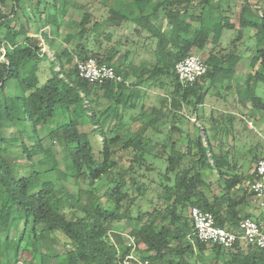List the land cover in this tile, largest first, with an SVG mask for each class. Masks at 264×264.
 Returning a JSON list of instances; mask_svg holds the SVG:
<instances>
[{
  "label": "trees",
  "instance_id": "trees-1",
  "mask_svg": "<svg viewBox=\"0 0 264 264\" xmlns=\"http://www.w3.org/2000/svg\"><path fill=\"white\" fill-rule=\"evenodd\" d=\"M135 2L140 13L144 14L152 0ZM212 2L200 0L202 10ZM0 3L3 4L4 0ZM16 5L19 4L16 2ZM159 7L157 4L154 10ZM253 8L251 4H245L240 25L255 29L261 45L264 44V8L256 10L254 18L251 17ZM14 14L15 9L8 15H2L0 11V27L6 30L0 39V55L2 50L6 51L5 60L0 62V91H4L10 81L18 79L17 95L5 97L3 104L0 102L1 141L5 140L2 134L7 128H17V136L12 140L28 134L27 141L23 140L20 148L28 159H33L44 155L45 151L37 136V120L48 124L58 110L63 116L67 115L68 120L49 132V138L60 144L65 163V171H58V178L54 180L49 175L55 171L49 158L44 176L33 167L29 168L30 171L23 170L21 175L4 157L6 152L0 147V264H22V260L26 264H118L130 253L128 236L133 237L140 248L136 255L152 264H264V250H225L199 241L193 235L190 215L191 209L199 208L213 213L217 226L238 231L241 221L253 218L242 217L243 210L238 209L246 205L251 194L244 190V195H237L242 191L238 187L251 180L253 173L250 178L240 175L224 153H214L203 125L198 127L195 138L187 141L186 151L182 150L183 144L177 146L170 137L160 145L148 143L144 132L149 122L141 132L132 135H121L122 130L116 125L112 129L116 132L115 137L107 138L106 119L119 124L124 121L127 111H143L139 101L142 93L136 87H128L125 75L122 83L111 81L98 85L80 78L76 64L66 70L75 59L95 58L115 67L123 75L113 64L114 55L90 53L80 43V39L87 35L88 16L85 14L75 25L76 31L66 37L68 42H77L75 53L64 51L53 55L52 77L40 85L39 76L31 67L33 62L40 60L42 52L37 45L38 38L32 36L25 26L16 30L7 24ZM206 18L202 12L200 27L193 32L187 20L182 18L169 39L176 52L161 58L149 71L147 81L165 87L160 80L168 78L172 86L169 107H166L168 113L165 112L164 116L173 115L176 119L182 109L192 110L197 115L195 112L204 105L216 78L222 82L233 72L226 69V64L235 53L236 44L228 54H222L226 49L210 53L205 60L208 73L202 83L185 87L179 81L176 65L188 56L196 55V51L204 50L210 44L216 45L220 39L224 26L220 21L208 25ZM122 19L127 20V17ZM181 36L182 40L179 39ZM240 38L241 33L235 41L240 42ZM145 70L146 67L141 66L142 76ZM207 80L209 86L205 84ZM251 80L264 84V47L259 48L252 58L251 73L243 84L247 88L244 98L255 110L264 112V98L257 96L255 89H250ZM162 102L165 105L168 100ZM157 113L158 109L153 108L148 115L152 117ZM173 123L172 130H180L176 121ZM29 124L33 126L31 129ZM81 125H91V132L80 130ZM29 141L33 143L29 145ZM120 142L123 143L122 149L131 150L133 156L128 168L114 172L118 166L115 145ZM156 146L161 148L160 153H155ZM259 157L256 155L252 162L257 163ZM161 158L164 166L159 173L155 161ZM212 173H216L223 184L222 191L210 197L206 190L211 187V182L206 178ZM128 175L136 187L129 185ZM69 177L74 179L78 188L75 193L63 184V180H69ZM102 179L113 185L107 198L116 207L113 212L104 208L102 198L94 191V183ZM146 182L156 188L152 199L155 205L152 211L139 212L134 218L130 215L131 208L146 195ZM121 211L125 217L119 214ZM125 219L127 224L136 221L138 225L126 233V238L116 230V225ZM53 244L60 245L61 250ZM26 253L30 260L26 259Z\"/></svg>",
  "mask_w": 264,
  "mask_h": 264
},
{
  "label": "rangeland",
  "instance_id": "rangeland-1",
  "mask_svg": "<svg viewBox=\"0 0 264 264\" xmlns=\"http://www.w3.org/2000/svg\"><path fill=\"white\" fill-rule=\"evenodd\" d=\"M33 0H16V2L20 5L21 12L24 13L20 17H16L18 15H14L13 23L15 29H20L23 25H26L28 29H30L31 35L39 36V32L42 28L50 27L51 24L48 22V18L50 14H55L54 10L48 9L44 14V17H39L38 9L35 6H32ZM41 1V3H45L47 5L50 3V0H34ZM8 2L14 6L13 0H8ZM218 5L224 10H236L237 15H239L243 3H249L254 8L253 11H256L257 7L263 9L264 8V0H219ZM29 7V8H28ZM219 8V7H218ZM222 9H217V6L210 7L209 10L213 11V13H217V20H219L220 16H227L229 20L235 22V25L238 27L239 18L235 17V12L231 15L229 13H225ZM13 8L8 9L7 15L12 12ZM40 11L44 12V8H40ZM222 11V12H221ZM220 12V13H219ZM58 14V13H57ZM79 17H78V16ZM252 15V13H251ZM82 12L80 10L76 11V15L72 17V19L78 18L81 19ZM251 17H255L252 15ZM18 19V20H17ZM22 19V20H21ZM41 19V20H40ZM26 20L27 22H25ZM22 21V22H21ZM220 21V20H219ZM22 23V24H21ZM11 24V25H12ZM64 26V25H63ZM68 28V27H65ZM72 28V29H71ZM72 31H76V26L69 27ZM5 28L0 27V39L2 40L4 36ZM42 33V32H41ZM46 37L49 35V30H45L43 32ZM255 31L254 29L244 30L243 32V42H236L235 39L239 35L237 30H228L226 34L223 35L221 41L222 46L226 48V51L223 55L228 54L233 48L234 45H238V56L232 62H227L226 67H234L241 74L242 78L237 81L230 82L228 79L226 81L217 82L216 85L212 86L205 99V103L203 106H200L198 110L195 112L197 115L189 109H182L178 111V117L175 119L173 115H166L164 113H168L164 109L169 107L170 96L172 92V86L170 84L169 79H161L160 81L164 83L165 87L157 86V84H153L151 81L139 82L136 80H130L133 82L134 86H137V90H141V98L140 104L143 105L144 110H137V112L131 111L127 113L124 117V121L121 123H117L116 125L121 128V135H132L137 132H141L145 126L149 125L144 132L145 139L151 145L155 143L163 144L166 139L169 137L176 141L177 146H181L183 144V151H186V147L188 146L186 143L189 139L193 140L198 133V127L203 125L206 127L208 131V136L210 138L211 145L213 147L214 153L220 154L221 152L226 155L229 162L234 164L237 167V172L240 175H243L246 178H250L253 173V170L256 166V163L252 162L253 158L256 155L261 154L262 152V137H264V112L255 110L246 98H244V92L247 88L243 86L245 81L248 79V75L251 73V60L257 54L256 52V40L254 38ZM250 35V36H249ZM22 38V37H21ZM48 40V39H47ZM44 37V41L48 42ZM38 41V40H37ZM235 41V42H234ZM42 42L41 40L39 41ZM236 51V50H235ZM43 52H40V55ZM48 53V52H47ZM203 60H207L209 52L206 53H196ZM153 57H151L152 60ZM233 59V58H232ZM230 59V60H232ZM76 59L74 60L72 65H68L66 70L69 71L76 64ZM154 61V58L153 60ZM35 63L33 66L32 64ZM31 67L38 71L41 82L40 85L44 84L46 78L51 76L52 72V62L50 58L47 56L45 61L43 62H33ZM18 84V79H13L9 83H7L5 90L3 92L0 91V102L3 104L4 98L6 97H15L17 95L16 86ZM250 89H255V94L264 98V84L257 83L255 80H251L249 83ZM164 99L168 100V103L164 105L162 102ZM244 101V102H243ZM153 108L158 109V113L152 117L148 114L152 111ZM135 116V118L133 117ZM63 117V118H62ZM151 119H153L151 121ZM68 120L67 115L62 116V113L59 111L58 117L48 122V124H43L40 120L36 122L37 128V136L42 141V147L45 150L44 155L35 156L33 159H28L25 154H23L20 146L21 142L27 141L28 137L25 135L20 137L19 140H12L15 136H17V128H7L4 129L2 137L5 138L4 141L0 139V147L4 149L6 153H4V157L9 159L16 167V172L18 174H23L25 169L33 167L44 176L48 169V163H46L47 159L51 160L55 171L51 172L49 175L54 180L58 178V171H65V163L62 153V148L59 143L56 141H52L49 138V132L53 129L59 127L60 124H65V121ZM151 121V124H150ZM174 121H176V126L180 130H172L174 126ZM116 123V122H115ZM30 125V129L33 127ZM110 124L105 129V134L107 138L115 137L116 132L112 131L114 127ZM115 125V126H116ZM80 130L90 133L92 130L91 125H81ZM129 131L130 133H127ZM203 133V132H202ZM201 133V134H202ZM1 138V137H0ZM94 140V139H93ZM92 140V141H93ZM95 141V140H94ZM93 141V143H94ZM32 141H29V145L32 144ZM123 143H117L115 145V149L117 151L116 161L118 166L114 169V172H119L122 168H128L131 158L133 156L131 150L122 149ZM96 147H98L96 145ZM161 148L156 146L155 153H160ZM44 164V165H43ZM41 165L42 168H41ZM164 166L163 160L157 159L155 161L156 172L160 173V168ZM30 171V170H29ZM42 176V177H43ZM207 182H211V187L206 190L208 195L211 197L212 195H217L222 191L223 181L218 180L217 174L212 173L207 176ZM129 185L136 187L132 184L131 176L128 175L126 177ZM30 182L32 183L31 179ZM64 186L75 193L78 191V188L75 184L74 179L69 177V180H63ZM137 185H139L137 183ZM94 191L98 194L102 201L104 202V208L110 212L116 210L115 205L107 200L109 192L113 189V185L108 180L102 179L94 183ZM144 188H146V195L136 202V204L131 208L130 215L132 217H136L139 212H150L154 208V203L152 201L155 187L148 186V182L144 184ZM237 195H244V189L239 191ZM252 197L248 196L246 205L239 206V210H243L242 217L251 216L253 218L260 217V210L258 206L251 202ZM159 204H161L160 200H158ZM122 217H125L123 211L119 212ZM128 220H124L122 223L116 225V230L123 234L126 238V233L130 230L137 228V222H131L127 224ZM128 239V237H127ZM129 240V239H128ZM129 244V243H128ZM56 249L61 250V246L57 244H53ZM138 248L137 250H139ZM138 253V252H137ZM27 260H30V256L28 253L25 254ZM22 264H26L25 262H21Z\"/></svg>",
  "mask_w": 264,
  "mask_h": 264
},
{
  "label": "crops",
  "instance_id": "crops-1",
  "mask_svg": "<svg viewBox=\"0 0 264 264\" xmlns=\"http://www.w3.org/2000/svg\"><path fill=\"white\" fill-rule=\"evenodd\" d=\"M217 1L219 0H213L210 6L202 10L200 0H152L147 12L143 14L140 13L135 0H50V3L47 1V5L45 3H41V1L37 2L33 0L32 6L37 7L38 13L40 14L39 17H44V14L48 9H52L55 12L53 15L50 14V17L48 18V22L51 24V26L45 29L42 28L39 32V36L32 35L38 38L37 45L43 52L41 55H39L40 60L38 62L45 61L47 56L52 62L54 58L53 55H57L64 51L75 53L74 50L77 42H68L66 37L73 32L71 30L72 28L69 29V27L79 24L86 14L88 16L87 35L85 38L80 39V43H83V46L86 47V50L90 53L101 56L114 55L113 64L118 66L123 72L122 76L125 75L127 77L126 84L128 87L137 88V86H134L133 82L130 81L131 79L139 82L147 81L151 67L159 63L161 58L166 57L170 53L176 52V47L169 42V39L174 35L177 23L182 20V18H185L187 23L190 24L192 32L194 29H198L200 27V17L202 12L207 16L206 24L211 25L212 21L219 22L220 20L224 26L220 39L216 45L210 44L204 50L196 51V53L199 52L203 54L204 52L206 53L208 51L209 57L211 52H220L219 50L221 49L225 50L226 48L221 45V39L228 30H237L239 34L241 33L240 42H243V39L245 38L243 37L244 30L246 31L248 29H252L242 28L240 25L244 6H242L239 15H237L236 10H228L230 7L227 10L222 9L220 5H218L219 2ZM13 4L14 6H12L8 0H4L3 4L0 3L1 14L7 15L8 9L13 8L15 9V14L18 15L16 17L23 15L25 18L24 13L20 10V5L17 7L16 1H14ZM157 4H159L160 7L157 11H155L154 7ZM243 5H245V3H243ZM213 6H217V9H222V11L225 13L230 12L229 15H232L235 12V17L239 18V26L237 27L234 20L232 22L227 16H220L219 20L215 19L217 18L218 14L209 10V8ZM40 8H44L45 11H40ZM256 9L258 10L261 8L257 7ZM78 10L82 12L81 19H72ZM251 13L252 15H255L256 11H251ZM261 15L262 12L260 11L259 16ZM125 16L127 17V20L122 19ZM24 21L27 22L26 20ZM13 22V18L10 17V20L7 21V24H12ZM12 26H14V24H12ZM23 26L26 27V25ZM45 30H49L48 37L43 34ZM254 31L255 34L254 38L252 39L256 40L255 50L257 52L259 48L264 47V44H259V39L256 37V30L254 29ZM44 37L46 40L48 39V42L44 41ZM179 39L182 40V36ZM40 40L42 41L41 43L39 42ZM19 42H22V39H20ZM238 45L236 47L235 53L230 58L233 59H229L228 62L234 61L238 54L241 55L238 53ZM196 55L199 56V54ZM151 57L154 58V61H152L153 58L151 60ZM34 64L35 63H33L32 66ZM141 66L146 67L143 76L141 73ZM226 69L233 71L232 73L228 74L229 81H237L242 78V74L233 66L226 67ZM36 73L39 76L41 82V77L38 71H36ZM51 77L52 72L51 76L46 78V81ZM223 81H226V79ZM217 82H221L220 79L216 78L214 85H216ZM205 84L209 86L208 80L207 82L205 81ZM124 93H127V90H125ZM164 110L167 111L166 108ZM59 111L60 110L57 111V115L50 121L58 117ZM133 111L137 112V110ZM130 112L131 111H127L126 114ZM133 117L135 118V116ZM105 118L106 116H104L102 119L105 121ZM115 122V120L108 118L106 119V123H104V125L106 127L110 126V124L113 125V123L116 125L117 122ZM251 202L253 203L252 199Z\"/></svg>",
  "mask_w": 264,
  "mask_h": 264
},
{
  "label": "built area",
  "instance_id": "built-area-1",
  "mask_svg": "<svg viewBox=\"0 0 264 264\" xmlns=\"http://www.w3.org/2000/svg\"><path fill=\"white\" fill-rule=\"evenodd\" d=\"M6 51L2 50L0 62L5 60ZM80 78L93 84L102 85L106 82L122 83L124 78L115 67L100 63L95 58L76 61ZM176 74L183 86L202 83L208 73L205 61L197 55H191L176 65ZM251 194L252 201L260 210L259 218H248L240 222L239 230L229 231L217 226L213 213L199 208L191 209L193 235L201 242L217 245L225 250L255 247L264 250V137L262 152L253 170V177L238 187ZM130 253L121 258L118 264H152L148 259L136 255L138 246L133 237L128 236Z\"/></svg>",
  "mask_w": 264,
  "mask_h": 264
},
{
  "label": "water",
  "instance_id": "water-1",
  "mask_svg": "<svg viewBox=\"0 0 264 264\" xmlns=\"http://www.w3.org/2000/svg\"><path fill=\"white\" fill-rule=\"evenodd\" d=\"M201 135H202V137H204V136H205V135H204V133H202Z\"/></svg>",
  "mask_w": 264,
  "mask_h": 264
}]
</instances>
